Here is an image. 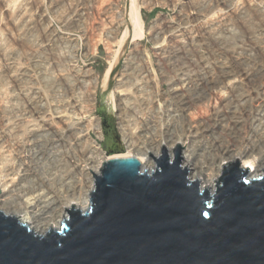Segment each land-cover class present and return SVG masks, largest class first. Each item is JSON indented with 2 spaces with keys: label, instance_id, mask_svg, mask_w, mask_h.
<instances>
[{
  "label": "rangeland",
  "instance_id": "obj_1",
  "mask_svg": "<svg viewBox=\"0 0 264 264\" xmlns=\"http://www.w3.org/2000/svg\"><path fill=\"white\" fill-rule=\"evenodd\" d=\"M255 1L261 3L257 9L250 6ZM180 32L200 42L178 54L175 39ZM0 38V169L5 170L0 175L11 167L23 175L24 169L29 176L17 179L18 184L35 190L38 180L68 183L77 169L87 170L90 166L82 157L91 146L103 153V148L121 146L124 152L123 128L136 132L147 122V135L162 140L167 122L172 123L187 102L181 94H192L193 61L212 68L229 62L228 56L245 62L250 55L264 68V0H136L135 5L130 0H0ZM252 60L246 64L251 66ZM262 90L250 98L243 91L233 105L236 112L245 107L252 112ZM191 112L189 123L195 112L201 117L211 113L207 101ZM254 114L252 127L259 132L264 105ZM45 119L64 142L56 143L59 135L55 138L43 128ZM110 126L115 137L106 132ZM84 132L86 142L81 139ZM204 144L199 150L205 149ZM100 157L99 173L105 162Z\"/></svg>",
  "mask_w": 264,
  "mask_h": 264
},
{
  "label": "water",
  "instance_id": "obj_2",
  "mask_svg": "<svg viewBox=\"0 0 264 264\" xmlns=\"http://www.w3.org/2000/svg\"><path fill=\"white\" fill-rule=\"evenodd\" d=\"M103 149L89 208L64 209L59 229L37 235L0 211V264H264V170L248 180L237 160L222 165L211 193L188 179L179 145L148 154L150 173Z\"/></svg>",
  "mask_w": 264,
  "mask_h": 264
},
{
  "label": "bare ground",
  "instance_id": "obj_3",
  "mask_svg": "<svg viewBox=\"0 0 264 264\" xmlns=\"http://www.w3.org/2000/svg\"><path fill=\"white\" fill-rule=\"evenodd\" d=\"M256 3H254V5H250V4L249 5L257 9L260 7L261 3L259 4ZM249 8L251 9V7ZM190 9L193 10V6L192 8L190 7ZM198 10L199 9L197 8L196 11L197 14L200 13L198 12ZM191 13L192 12H190V14ZM73 15L75 16L76 14L73 13ZM231 15L232 17H234L236 14L233 15L232 13ZM193 20H197V17L196 19ZM225 20L223 19L224 24H225ZM198 21H200V19ZM178 25L180 26V24ZM200 26L198 29H200ZM223 28L224 26L222 27V29ZM161 29H159V31ZM159 31L157 33H159ZM179 34L180 35H177L178 40L175 39V43L178 42L177 43L178 54L180 53L183 54L187 50L188 46H192V45L195 46V43L198 44L200 42L199 38H197L196 40V36L193 37L190 35L188 36L189 33L186 34L184 32L183 33L180 32ZM155 39L158 41V37H155ZM216 45L221 47L219 44ZM156 49L160 51V55H161L162 53L161 48L157 46ZM218 50L221 52L223 51L224 53V49L218 48ZM228 57H226V61L229 60V62L226 63L224 61V63L221 62H219V64L216 63L212 68L211 66L208 67L207 64L205 63H197L193 61L194 62L192 65L193 71L191 77L192 80H190L192 83L190 85L192 94L190 96L184 95V93L181 94V96L183 95L184 100L187 99V102H185V104L182 107H180L182 108L181 114L176 116L172 123L167 122L165 130L162 131L163 139L162 140L159 139V141H156L158 140L156 139L158 137L151 136L152 135L151 133H150L151 135L148 134L151 137H148L147 135L148 132L146 131L149 129L147 127L148 126L147 122L145 123V125L143 124V128H141V130L137 129L136 132L128 131L127 129L123 128L122 144L124 145L125 150L122 153L124 154V156L134 157L138 160H141L140 163L141 171H147L148 173H150L154 170L155 162L152 160L151 157H148V154L151 155L156 160L159 156L160 149L163 146V148L164 147L167 148L168 157L171 159L172 149L176 145H179L183 152L182 162H183V166L185 167V170L188 172L187 174H189V180L191 182H195V181L198 182L200 185L199 187L200 190L201 189L209 190L211 193L214 190L215 178L220 174L221 166L229 162L234 163L235 160H237V162L242 163V169L248 168L246 179L255 180L261 177L263 174L262 170H264V122L262 123L259 132L254 131L252 126L253 123L256 122L255 120L256 114H254V112L258 113L259 108L262 107V105H264V93L263 95H261L260 93L261 96H259L255 101L256 105L254 106L252 112L250 111L251 109L250 107L248 109L245 107L243 109L241 108L239 110V113H237L236 108L233 105L236 99L243 91H247L249 93L248 94L249 96L247 95L246 96L247 98H250V96L254 94L255 90H262V88H264L261 87L262 84L264 83L263 82L264 68L261 67L263 64L259 66V62L257 63L255 58L251 57L250 55H247L245 62L240 58L239 59L236 58V56L235 58L227 59ZM249 58L253 59L252 60L253 63L251 64V66L248 65L249 63L246 64V61H248ZM182 67L183 65L181 66V68ZM189 69L191 68L189 67ZM180 81H183V79L179 80L178 82ZM203 101L208 102L211 112L210 115L208 117H201L200 116L201 113L198 114L195 112L194 120L191 123H189L190 121H188L187 118L190 115L191 109L192 108L196 109V107ZM100 114L102 118L104 113L101 110H100ZM261 118L264 119V116H262ZM46 119L43 121V128H45L46 131L52 133L53 136L55 134L59 135V137L56 136L58 138L57 141H55L56 143L64 142L63 136L61 137V135L57 133L58 131H56V129H54V127L52 126V122ZM104 130H105V125H104ZM96 131H99V137L102 138L101 136L102 134L100 133V126L98 122L96 124ZM84 133L85 134H83L81 139H83V141L86 142L88 141V134L87 132ZM246 134L247 136L243 137V135ZM202 143L203 144L205 143L204 146L206 147L204 150L201 149L202 150L201 151L199 150V147ZM91 148L93 150H91ZM198 151H201V153ZM83 153H84V156L82 157L83 158L82 160H84L83 163L90 166L88 167L87 170L77 169V172L75 173L74 177H72L68 183H64L63 181L58 182L57 180H55L54 182L53 179L38 180L39 182L37 183V188L35 190L34 188L30 190V189H26L25 187H24L25 189H23L21 188L20 184H18L19 181L17 182V179L23 178L24 176L25 177L29 176L27 174L28 171L22 169L23 171V175H22L21 172H19L18 170L14 171V169H12L11 167L8 169L6 168V172L8 171L10 172L5 174L3 173L4 175L1 176L2 172L5 171L1 168L0 176L2 178L0 177L1 178L0 179V211L5 215L14 216L19 221L20 224L25 225L31 232L37 235L39 234L43 235L47 233L49 229L51 230L59 229L62 220L68 217V214L67 212H64V209L71 210V207L73 206L74 210H78L80 212L86 211L90 205L89 194L92 193V191L94 190V178L92 174L95 176H99L100 174L98 171V167H99L98 165L101 163V161L98 160V157L102 156L99 159H102L105 162L107 157L105 156L106 152L103 153L100 151V148H95L92 146ZM89 153L90 154L97 153V157L94 158L87 157ZM88 170L92 174L89 173ZM26 179L27 178H25V181ZM30 191L33 192L30 193ZM35 192L37 194H35Z\"/></svg>",
  "mask_w": 264,
  "mask_h": 264
},
{
  "label": "trees",
  "instance_id": "obj_4",
  "mask_svg": "<svg viewBox=\"0 0 264 264\" xmlns=\"http://www.w3.org/2000/svg\"><path fill=\"white\" fill-rule=\"evenodd\" d=\"M135 3H136V0H130V4H131V5H135ZM110 121H112L111 118H110Z\"/></svg>",
  "mask_w": 264,
  "mask_h": 264
}]
</instances>
